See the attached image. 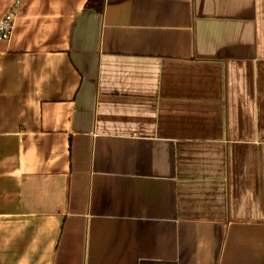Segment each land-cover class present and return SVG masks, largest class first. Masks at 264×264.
Here are the masks:
<instances>
[{
	"label": "crops",
	"instance_id": "crops-1",
	"mask_svg": "<svg viewBox=\"0 0 264 264\" xmlns=\"http://www.w3.org/2000/svg\"><path fill=\"white\" fill-rule=\"evenodd\" d=\"M87 1L0 39V264H264V0Z\"/></svg>",
	"mask_w": 264,
	"mask_h": 264
},
{
	"label": "built area",
	"instance_id": "built-area-1",
	"mask_svg": "<svg viewBox=\"0 0 264 264\" xmlns=\"http://www.w3.org/2000/svg\"><path fill=\"white\" fill-rule=\"evenodd\" d=\"M13 2V7L0 16V39H9L11 36L14 25V8L20 3L19 0Z\"/></svg>",
	"mask_w": 264,
	"mask_h": 264
},
{
	"label": "trees",
	"instance_id": "trees-1",
	"mask_svg": "<svg viewBox=\"0 0 264 264\" xmlns=\"http://www.w3.org/2000/svg\"><path fill=\"white\" fill-rule=\"evenodd\" d=\"M105 0H88L85 4L86 8L95 9L96 11H101Z\"/></svg>",
	"mask_w": 264,
	"mask_h": 264
}]
</instances>
